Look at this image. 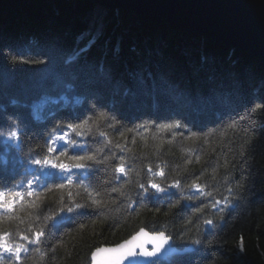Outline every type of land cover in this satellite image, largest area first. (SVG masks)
Instances as JSON below:
<instances>
[{
  "label": "trees",
  "instance_id": "obj_1",
  "mask_svg": "<svg viewBox=\"0 0 264 264\" xmlns=\"http://www.w3.org/2000/svg\"><path fill=\"white\" fill-rule=\"evenodd\" d=\"M0 50V131L6 133L13 120L22 130L19 150L0 137V192L24 193L12 211L0 208V234L29 249L19 262L13 257L2 264H90L95 250L141 229L164 232L174 247L192 249L156 264H264V110L251 113L255 123L237 115L245 103L264 101V62L193 32L172 31L164 21L107 11L92 0H0ZM69 93L78 98L75 104L52 105L41 119L32 116L33 101ZM99 112L117 123L97 120ZM177 119L187 127H156ZM233 119L239 121L235 129L228 127ZM85 120L84 135H70L99 162L72 169L65 189L48 192L34 183L28 196L29 172L39 171L28 156L48 155V141L63 135L67 123ZM121 157L124 175L115 171ZM161 168L163 177L153 175ZM196 177L210 195L187 187ZM175 180L181 187L167 193L149 188L145 196L139 187L151 181L167 188ZM85 187L99 193L98 205ZM69 191L73 203L88 207L57 216ZM190 195L198 198L185 199ZM195 206L202 212L195 213ZM45 216L67 218L53 230ZM205 219L213 225L205 226ZM39 227L46 233L39 244L20 239Z\"/></svg>",
  "mask_w": 264,
  "mask_h": 264
},
{
  "label": "snow or ice",
  "instance_id": "obj_2",
  "mask_svg": "<svg viewBox=\"0 0 264 264\" xmlns=\"http://www.w3.org/2000/svg\"><path fill=\"white\" fill-rule=\"evenodd\" d=\"M91 43V42H90ZM90 46V45H89ZM86 49H81L80 51H85ZM10 52V50H8ZM0 54H3V50H0ZM78 55V54H77ZM76 59L75 56L70 57V60ZM19 60L20 62H24L22 57H16L12 56V61L15 62ZM102 67V66H101ZM257 110H264V101H256L252 104L245 103L243 105V111L238 112L237 115H239L240 120H249L250 123H255V121H252L250 119L251 113L256 112ZM262 114H264V111H262ZM91 119V117H89ZM111 119L112 124L109 126H114L117 121L115 117H109L104 112H99L97 115V120H108ZM87 120L83 122H69L65 126L66 130L63 131V135H58L54 139H51L47 143V152L48 155L43 156L42 158H34L31 154L27 158V162L29 164H35L39 166V171L32 170L29 172V175H31L32 179L27 181L28 184V191L27 195L32 196L33 190L32 186L34 183H38L41 188L48 192H52L54 188L56 189H65L67 182V185L72 184V176L71 175H61L56 176L52 172L44 171L45 168H51V169H59L61 173H70L72 169H86L88 168L89 161L92 162H99L96 160L95 154H89V150L87 147L81 143V141L73 138L70 134H74L76 137H82L84 135L82 129H84L85 125L87 124ZM239 124V121L233 119L232 123L228 125L229 128L235 129ZM15 125V126H14ZM57 127H60V125H57ZM137 127L139 128H145L147 130L148 127H151V124H140ZM156 127L163 131L165 129H173V128H186L187 125L183 123L181 120L177 119L173 122L169 123H159L156 125ZM246 132L251 131L249 128L244 129ZM131 131V129H129ZM102 136L105 135L103 132L100 133ZM22 135V130L19 128V126L16 124V121L13 120L12 124L8 126L7 132L0 131V137L6 138L7 142H15L14 147L19 150L21 148L20 143V137ZM195 135V134H193ZM56 141H62V144H57ZM111 143V141H109ZM246 143H249L246 141ZM64 145H67L68 148L75 149L76 151H73L69 153L68 149L64 147ZM251 146V145H250ZM117 147H121L120 145H117ZM123 151L124 149L121 148ZM55 154V155H53ZM243 155V152L241 153ZM60 157H66L67 161H70V163L64 162L60 160ZM121 165L117 166L115 168V171L120 173L121 175H124L126 173V169L123 164V157H121ZM190 162V161H188ZM159 167V166H157ZM149 172H152V168H149ZM155 176H161L163 177L165 175L164 170L161 168L159 171H156L153 173ZM59 180V183H56V180ZM199 179V177H196L190 185H187V187L194 190L195 193H199L201 195H210V193H205L204 188L206 185L198 184L196 181ZM51 183V187L49 184ZM140 188L144 190V195L148 196L151 195L148 192V189L151 188L155 191V193H167L168 189H174V188H180L181 187V181L175 180L167 185V188L162 187L159 183H153L149 181L147 187L145 185L140 184ZM85 192H87L88 197L93 205H98V201L95 199L97 195H99L98 192H94L93 190H90L89 188L85 187ZM117 189L113 188V191H116ZM231 191V189H229ZM24 193L14 191V192H0V208H4L8 211L13 210V205L16 201L23 199ZM69 197V203L67 205H63L60 207L59 212L57 213V216H59L60 213H64L65 211L67 213H73L76 212L78 209H85L88 207L86 204H82L79 202L73 203L72 202V193L68 192ZM198 197L195 195H190L185 197V199L189 201H195ZM179 201H177V204ZM215 204H219V201H216ZM215 204L213 206H215ZM227 207V204L225 205ZM129 208L132 207V204L129 203ZM172 207H176V204H173ZM201 206H195L194 212L195 213H201L202 212ZM65 216H60L59 219H57L56 216H45V221H49L50 223L46 225V227L50 229H56L59 224L66 219ZM188 223H191V220L188 221ZM204 224L212 226L213 221L211 219H205L203 221ZM45 233V227H39L32 231V236L27 235H21L20 239L26 241L28 244H39L41 242V237L44 236ZM8 233L0 234V253H8V257H4L3 255H0V264H2L4 259H11L15 258L17 262L21 260V252H28L29 249L25 246V244H10L8 243L6 237ZM138 235H147V233H144L143 229H141V232L138 233ZM135 239V237H133ZM151 239L154 241L153 246L150 250L146 249L143 244L136 245L133 248H130L126 255L131 257H143L145 259L146 264H156L154 257H157L158 253L165 247V245L169 244V241L172 239L171 236L165 235L164 232L155 233L152 235ZM158 241V242H157ZM191 244L193 245H200L202 242L200 239H192ZM139 248V251L137 252L135 249ZM242 250V249H241ZM95 255V254H93Z\"/></svg>",
  "mask_w": 264,
  "mask_h": 264
},
{
  "label": "water",
  "instance_id": "obj_3",
  "mask_svg": "<svg viewBox=\"0 0 264 264\" xmlns=\"http://www.w3.org/2000/svg\"><path fill=\"white\" fill-rule=\"evenodd\" d=\"M107 10L122 9L142 21H165L171 30H189L237 51H245L264 62V0H92ZM130 237L112 247H102L90 257L91 264H146L143 257L126 255L143 244L150 250L152 233ZM135 237V239H133ZM158 242V241H157ZM137 252L139 248L135 249ZM95 254V255H93ZM182 254L172 241L158 253L155 261ZM167 260V259H166Z\"/></svg>",
  "mask_w": 264,
  "mask_h": 264
},
{
  "label": "rangeland",
  "instance_id": "obj_4",
  "mask_svg": "<svg viewBox=\"0 0 264 264\" xmlns=\"http://www.w3.org/2000/svg\"><path fill=\"white\" fill-rule=\"evenodd\" d=\"M102 8V7H101ZM104 9V8H103ZM107 10V9H105ZM113 10H122V9H112V10H107V11H113ZM126 11V10H125ZM139 18V17H138ZM141 20V19H140ZM165 22V21H164ZM168 24V23H167ZM170 27V26H169ZM171 29V28H170ZM173 31V30H172ZM178 31H189V30H178ZM177 32V31H176ZM189 32H193L195 33L194 31H189ZM197 34V33H195ZM199 35V34H197ZM201 36V35H199ZM203 37V36H201ZM205 38V37H204ZM207 39V38H206ZM209 40V39H208ZM212 41V40H211ZM215 42V41H214ZM227 47V46H226ZM229 48V47H228ZM233 49V48H231ZM245 52V51H244ZM64 86H68L66 84H64ZM78 101V98L73 94V93H69V94H61L59 96H55V97H52V96H49V97H43L41 99H37L35 101H33L32 103H30V109H31V113H32V116L36 119H41L43 116H44V113L52 106V105H57V104H75L76 102ZM73 173V175L75 174V170H71L70 173H65L67 175H71ZM207 226V225H205ZM145 230V229H143ZM146 231V230H145ZM139 231H137L136 233H138ZM148 232V231H147ZM135 233V234H136ZM150 233V232H149ZM134 234V235H135ZM152 234H155V233H152ZM167 235V234H165ZM168 236V235H167ZM132 237V236H131ZM129 239V238H128ZM126 239V240H128ZM125 240V241H126ZM172 241V239H171ZM173 245V243H172ZM174 247V246H173ZM176 248V247H174ZM177 251H182V254H179V255H176V256H172V257H168L166 259H162V260H157L155 262H169L170 260H172L174 257H177V256H183L184 254L186 253H189L191 252L192 249L190 248H183V249H180V248H176ZM5 254V253H3ZM91 257V256H90Z\"/></svg>",
  "mask_w": 264,
  "mask_h": 264
},
{
  "label": "bare ground",
  "instance_id": "obj_5",
  "mask_svg": "<svg viewBox=\"0 0 264 264\" xmlns=\"http://www.w3.org/2000/svg\"><path fill=\"white\" fill-rule=\"evenodd\" d=\"M116 246V245H115ZM172 247H173V245H172ZM96 251V250H95ZM92 255V254H91ZM90 264H91V262H90Z\"/></svg>",
  "mask_w": 264,
  "mask_h": 264
}]
</instances>
